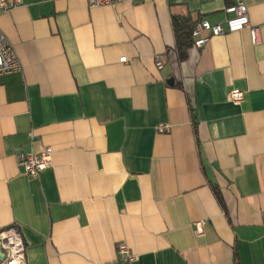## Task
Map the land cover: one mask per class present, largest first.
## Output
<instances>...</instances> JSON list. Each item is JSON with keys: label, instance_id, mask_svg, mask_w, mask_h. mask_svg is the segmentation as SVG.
Segmentation results:
<instances>
[{"label": "crops", "instance_id": "1", "mask_svg": "<svg viewBox=\"0 0 264 264\" xmlns=\"http://www.w3.org/2000/svg\"><path fill=\"white\" fill-rule=\"evenodd\" d=\"M246 1L257 42L246 27L183 61L173 13L224 23L233 0L0 11L22 63L0 75V231L20 227L27 264H122L120 242L129 264H264V0ZM46 145L52 164L26 174L17 153Z\"/></svg>", "mask_w": 264, "mask_h": 264}, {"label": "built area", "instance_id": "2", "mask_svg": "<svg viewBox=\"0 0 264 264\" xmlns=\"http://www.w3.org/2000/svg\"><path fill=\"white\" fill-rule=\"evenodd\" d=\"M127 1L131 3L140 0H88L91 7L111 5L113 3ZM24 0H0V11H9L10 9L21 5ZM228 17L224 23H212L208 19H200L192 30L193 46L203 47L213 36L230 32L241 31L246 27L251 30L254 42H257L258 28L250 23L249 9L246 0H233L226 7ZM158 68H163L164 63L161 55H155ZM121 61H127V57L120 58ZM22 63L16 51L14 44L0 27V75L9 74L20 71ZM246 91L234 87L228 91L229 99L234 103H241L245 98ZM159 132H169L171 130L170 123H159L156 127ZM31 139L34 133H29ZM54 148L46 145L38 152L20 151L16 155L19 167L28 175L38 177L46 168L52 164V155ZM264 222V218H263ZM194 232L197 236H203L205 233V221L198 220L193 223ZM0 243L4 256L0 258V264H27L26 243L21 234L20 227L13 225L0 231ZM119 261L122 264L133 262L137 255L132 248L124 242H120L117 246Z\"/></svg>", "mask_w": 264, "mask_h": 264}, {"label": "trees", "instance_id": "3", "mask_svg": "<svg viewBox=\"0 0 264 264\" xmlns=\"http://www.w3.org/2000/svg\"><path fill=\"white\" fill-rule=\"evenodd\" d=\"M200 19V17H194L191 11L186 12V14L173 13L172 15V24L175 34V48L180 61H183L188 57L189 48L193 46L192 30ZM213 189L220 203L225 207V202L220 188L217 185H213ZM234 264H240L237 253L235 255Z\"/></svg>", "mask_w": 264, "mask_h": 264}, {"label": "water", "instance_id": "4", "mask_svg": "<svg viewBox=\"0 0 264 264\" xmlns=\"http://www.w3.org/2000/svg\"><path fill=\"white\" fill-rule=\"evenodd\" d=\"M172 81H173V78L170 79V82H172ZM0 249H1V243H0ZM3 256H4L3 252L0 251V258Z\"/></svg>", "mask_w": 264, "mask_h": 264}]
</instances>
